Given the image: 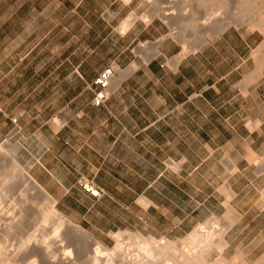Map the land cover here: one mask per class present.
<instances>
[{"label": "crops", "instance_id": "1", "mask_svg": "<svg viewBox=\"0 0 264 264\" xmlns=\"http://www.w3.org/2000/svg\"><path fill=\"white\" fill-rule=\"evenodd\" d=\"M138 1L0 0V144L64 216L91 230L129 229L136 223L142 233L182 237L198 223L238 211L241 197L246 199L243 213L238 211L241 222L263 221L264 208L256 203L264 173L255 171L256 163L252 172L260 184L252 192L238 191L230 180L237 163L227 158L228 175L215 188L219 196H211L221 211L209 210L189 228V176L201 163L189 159L190 112L178 98H189L188 85L145 71L164 66L158 60L171 43L155 44L163 36L156 28L159 18L128 16ZM141 37L153 39L148 60V51L136 52ZM248 55L241 59L243 70ZM190 57L174 70L163 69L177 74ZM109 65L115 73L107 99L96 106L93 82ZM212 88L217 91V84ZM79 178L102 195L94 198L79 188ZM226 185L240 192L228 206Z\"/></svg>", "mask_w": 264, "mask_h": 264}, {"label": "rangeland", "instance_id": "2", "mask_svg": "<svg viewBox=\"0 0 264 264\" xmlns=\"http://www.w3.org/2000/svg\"><path fill=\"white\" fill-rule=\"evenodd\" d=\"M153 1L156 3L158 0H139L136 12L127 13L128 16L136 15V19L140 17L141 19L149 20L151 17L150 10L153 6L152 3L154 4ZM204 1V3L207 4V1L209 0ZM167 4L170 6L171 2H167ZM250 4L261 12V17H264V0H250ZM207 5H204L203 7H194V9L196 8L195 11L197 13H195V15H198L197 17H199H196L199 20H197V22L200 23V21L205 20L206 17L204 14L206 16H214L210 14V12L216 14L220 11V13L218 12L220 15H216H222L221 13L223 11L221 12L220 8L217 10V6H212L213 10L214 8L217 10V12L215 11L216 13H214L211 11V7H208ZM209 8L211 9L210 11ZM207 10L209 11V14L205 13ZM252 16L258 17L257 14H252ZM156 17L161 20V22H156V28L159 32H162L161 34L163 36H166L173 30L172 27L174 26L172 24L170 25L171 22L170 19L167 18V15ZM232 30H234V28L230 27V30L224 35H222V32H218L207 36L206 43L198 46L195 51L189 52L191 57L180 66V71L177 74H170L169 72L168 74L163 69L164 66L170 69L171 59L182 50L181 44L173 37L168 36L166 39H168V42L171 43V46L164 50V55L162 54L161 58L158 60L164 66L155 68V66L151 65L145 70L149 73V77H172L177 79L174 80L176 85H180L182 83L188 85L187 92L189 94V98L185 99L179 96L178 98L185 101V106L190 112V117L187 118L189 159L192 164H196L197 162L201 163L200 167H194L195 170L193 173L190 171L192 174L189 176V228L196 224V219L204 217L209 210L217 212L221 211L217 204V198H215V196H211L212 194L217 197L219 196L215 188L220 185V183L223 182L225 177L228 175L226 172L227 158H231L237 163L238 170L231 176L230 180L238 191L252 192L255 184H260V178H257L253 174L252 170L256 168L255 165L258 158L264 156V129L262 131V128H264V82L261 87H253L251 89L252 97L250 96L243 101L238 97L236 90H232L231 84L235 83L242 74L241 71H243V69L242 66H240L242 63L241 59L245 58L249 54V46L255 47L258 44L257 42H259L263 36L256 33L244 40L237 34V32L234 34ZM144 40V37H141L139 41L136 42V52L143 54L148 51V55L144 58L145 60H148L150 59V54L152 53L150 42L153 39H149L150 42H145ZM142 76H144V74H142ZM225 78H227V80ZM214 83L217 84V91L212 88ZM174 88V93H179L177 87ZM235 95H237V98ZM254 117L263 121L258 129L259 131L255 130L250 132L244 126L243 122L247 119L253 120ZM182 135L183 137L185 136L184 128L182 129ZM182 149L184 152V142L182 144ZM3 154L15 160L11 156L10 151L5 149L4 144H0V157ZM19 167L30 175L24 167L21 165H19ZM163 167H172L174 170L176 169L174 165L166 164L163 165ZM4 172L2 160L0 158V179L4 178ZM15 191L13 192L15 196L13 195L11 199L0 200V230L8 221L7 219L9 216L15 214V212L10 209L12 206L10 203L11 201L13 202L17 199V196L21 193V191L24 192V197L27 198L24 203L26 216L22 219L23 224L20 225L19 229L14 231V234L12 232L9 233L8 237L4 241L0 236V241L3 242L2 245L8 246H6L5 250L8 255L4 256H9L8 258L11 257L12 263L10 264H27L31 258L23 256L14 258L11 256V253L16 249L22 237H25L27 234L40 233V229L36 231L35 228L37 225L36 221L38 219V211L43 206L44 201L41 200L42 197L40 194L35 189H32L27 183H21ZM35 200H38V204H34ZM203 202L205 203L204 205ZM52 205H54V202ZM245 205L246 199L243 197L238 198L237 210L240 213H243ZM53 208L60 215L64 216L55 207V205ZM238 211H235V213L240 215ZM64 217L68 219L66 216ZM70 223L72 228H78L83 234L85 233V236L90 237L93 241L99 242L103 247L112 248L114 246L115 241L112 238V234H116L118 232L125 234L121 237L122 240H125L122 241L120 239L121 242L119 246L121 251L124 253H127L131 248L130 246H127V243L130 241H136V239H131V234H139L142 237H152L157 241L167 239L173 242L182 241L181 239L186 237V235H183L182 237H164L142 233L136 230V223H134L129 229H118L113 231L91 230L79 223L72 221H70ZM263 227L264 220L256 223L253 221L250 222L249 218L248 220L245 218V220L241 223L235 225L234 229H231L228 236H226V239H229L228 242L230 244L224 248L225 250L222 254L225 260L228 261V263L237 264L241 258L245 264L254 263V261L262 255L261 253L264 252V241L254 244L252 240L264 233ZM126 236L127 239L125 238ZM87 242L88 244L77 246L78 250L75 254L77 258L76 264H86L87 257L102 255L101 253L94 252L92 250L93 247L90 246L91 242ZM62 243L66 244V241H63ZM124 247L126 248L124 249ZM69 249L73 248L69 247ZM217 255L218 252L216 249L211 248L205 254V259L210 262L213 261ZM0 264H2L1 261Z\"/></svg>", "mask_w": 264, "mask_h": 264}, {"label": "bare ground", "instance_id": "3", "mask_svg": "<svg viewBox=\"0 0 264 264\" xmlns=\"http://www.w3.org/2000/svg\"><path fill=\"white\" fill-rule=\"evenodd\" d=\"M153 2L152 8L150 7V16L167 15V18H169L171 22L170 25L172 24L174 26L172 27V31L170 29V34L168 33L166 36H161L157 39L155 43L156 46L169 36L177 40L182 47L181 52L171 59L170 63L173 70L187 55H189L190 51L193 52L198 46L206 43L207 36L223 32L233 27L240 34H243V36H252L256 33L263 36L255 47L250 48L248 65L241 71V77H239L233 86L238 93V97L244 99L250 96L252 97L251 89L263 85L264 17H261V12L250 4V0H209L207 1L208 5L204 3V0H158L156 3L155 1ZM167 2H171V5L169 6ZM204 5L211 7L212 10L209 8V11L211 10L214 13L220 8L221 12L223 11L221 13L222 15H216L219 14L220 11L216 14L210 12V14L214 16L209 15V17L207 15V17L204 14L207 19L205 18V20L200 21V23L197 22V18L199 17L195 15L196 8L194 9V7H203ZM212 6H217V10H215V8L213 10ZM209 11L207 10L205 13L207 14ZM252 14H257L258 17H253ZM125 26L127 25L125 24ZM244 123L245 127L252 132L260 128L261 120L259 118L253 120L247 119ZM263 129L264 128H262V131ZM0 158L2 160V167L5 171L4 178L0 179V200L11 199L14 195L13 192L20 184L27 183L40 194L42 197L41 200L44 201L43 206L38 211L37 225L35 228L36 231L40 229V233L27 234L25 237H22L16 249L11 253V256L14 258L18 256L31 258L30 261L28 260L29 262L27 264H76L77 258L75 254L78 250L77 246L88 244L87 241L91 242L90 246L93 247L92 250L94 252L101 253L102 255L87 257L86 264H231L225 260L222 254L224 253V248L227 247L229 243V239L227 240L226 236H228L232 227L239 224L242 220V215L236 214L235 210H231V213L220 218L211 217L204 222L198 223L190 230L186 237L179 242H173L167 239L157 241L152 237H142L139 234H131V239H136V241L128 242L127 246L131 248L128 247L130 249H126L128 252L124 253L119 246L121 242L120 239L125 234L121 232L112 234V238L115 241L112 248L103 247L99 242L93 241L90 237L85 236V233L83 234L78 228H72L70 221L53 208L54 205H52L53 200L51 197L35 183L30 175L19 167L12 158L5 154ZM257 167L258 170L255 169V171L264 173V156L257 160ZM233 169L238 170V167L234 165ZM225 191V205L228 206L229 200L235 199L240 192L230 189L228 185L225 186ZM260 191L256 206L264 208V188L262 190L260 189ZM22 192L23 191L17 196L16 200L10 203L12 205L10 209L11 211L13 210L15 214L9 216L7 219L8 221L0 230V236L3 241L8 237L9 233L12 232L14 234V231L19 229L20 225L23 224L22 219L26 216L24 203L27 198L24 197V192L23 194ZM34 204H38V200H35ZM125 238L127 239V236ZM63 241H66V244H63ZM262 241H264V233L252 240L254 244L257 242L261 243ZM2 243L3 242L0 241V261L2 264H10L12 263L11 257L8 258L9 256H4L8 255L5 252L7 245H2ZM69 247L73 249H69ZM125 248L126 247H124V249ZM211 248L216 249L218 255L213 261L209 262L205 259V254ZM261 254L262 255L258 257L254 263H251L264 264V252ZM237 264H245V262L240 258Z\"/></svg>", "mask_w": 264, "mask_h": 264}, {"label": "built area", "instance_id": "4", "mask_svg": "<svg viewBox=\"0 0 264 264\" xmlns=\"http://www.w3.org/2000/svg\"><path fill=\"white\" fill-rule=\"evenodd\" d=\"M114 73V67L109 65L105 67L94 79L93 84L95 90L92 98V103L94 105L100 106L106 101L109 81L113 77ZM13 122H15V119H13ZM77 186L94 198H99L102 195L101 190L87 179L79 178L77 180Z\"/></svg>", "mask_w": 264, "mask_h": 264}]
</instances>
